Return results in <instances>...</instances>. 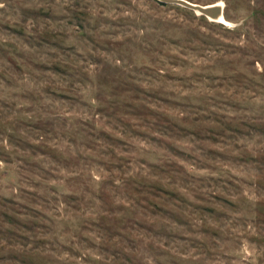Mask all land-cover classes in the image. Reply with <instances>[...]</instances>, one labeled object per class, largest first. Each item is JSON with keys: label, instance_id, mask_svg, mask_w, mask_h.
Listing matches in <instances>:
<instances>
[{"label": "rangeland", "instance_id": "374dc122", "mask_svg": "<svg viewBox=\"0 0 264 264\" xmlns=\"http://www.w3.org/2000/svg\"><path fill=\"white\" fill-rule=\"evenodd\" d=\"M0 0V264H264V0Z\"/></svg>", "mask_w": 264, "mask_h": 264}, {"label": "bare ground", "instance_id": "6f19581e", "mask_svg": "<svg viewBox=\"0 0 264 264\" xmlns=\"http://www.w3.org/2000/svg\"><path fill=\"white\" fill-rule=\"evenodd\" d=\"M189 5L194 7L197 13L206 15L210 20L227 23L223 14L222 2H217L209 5H201L187 1ZM228 24V23H227Z\"/></svg>", "mask_w": 264, "mask_h": 264}, {"label": "water", "instance_id": "95a60500", "mask_svg": "<svg viewBox=\"0 0 264 264\" xmlns=\"http://www.w3.org/2000/svg\"><path fill=\"white\" fill-rule=\"evenodd\" d=\"M161 1H172V0H161ZM174 1H179V2H181L183 5L188 6V7L192 8V9L195 11L194 7H192L191 5H189V4L187 3V1H185V0H174Z\"/></svg>", "mask_w": 264, "mask_h": 264}, {"label": "flooded vegetation", "instance_id": "af4514ba", "mask_svg": "<svg viewBox=\"0 0 264 264\" xmlns=\"http://www.w3.org/2000/svg\"><path fill=\"white\" fill-rule=\"evenodd\" d=\"M221 1H219V3H220ZM225 20H226V18H225ZM227 21V20H226ZM228 23V22H227Z\"/></svg>", "mask_w": 264, "mask_h": 264}]
</instances>
